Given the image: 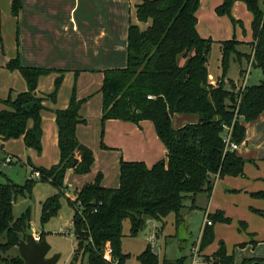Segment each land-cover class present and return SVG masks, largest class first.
Masks as SVG:
<instances>
[{"label":"trees","instance_id":"obj_1","mask_svg":"<svg viewBox=\"0 0 264 264\" xmlns=\"http://www.w3.org/2000/svg\"><path fill=\"white\" fill-rule=\"evenodd\" d=\"M235 1L222 0L215 13L230 16ZM241 1L252 16V40L248 43L251 51L249 54L238 51L236 46L241 42L234 38L218 41L221 74L214 82L208 81V54L214 41L201 36L197 29L200 0H139L136 4L138 21L148 25L140 29L130 24L126 65L102 71L100 145L105 147L102 140L105 121L119 119L137 124L150 120L166 155L150 167L143 161L121 159L118 187L103 186L99 172L92 182L77 191L74 200L66 197L74 208L72 232L76 251L86 258V264H125L129 257L121 251L125 219L130 223V236L136 235L148 219L158 223L160 231L170 213L174 214L177 228L183 221L185 200L191 202L189 209H196V197L204 194L209 199L216 179L244 176V159L235 150H224L221 133L224 127L231 126V139L240 144L245 132L243 123L264 115V5L260 0ZM21 6V0H11L13 16H17ZM230 55L239 62L245 57L252 68L259 69L262 73L259 83L234 92L235 83L226 76ZM7 68L20 71L27 89L13 99L8 96L2 100L5 108L0 110V138L6 141L22 137L25 146L39 150L41 114L45 107L44 97L37 96L35 91L39 77L53 69L23 66L18 55L8 61ZM245 71L241 70V75ZM63 72L58 71L55 91L48 95L52 100L63 80ZM84 101L76 99L73 93L65 108L54 111L59 151L56 164L33 168L38 177H29L23 184L11 180L0 183V237L4 238L0 242V264H24L18 250L14 255L8 254L25 238L30 225L28 209L13 217L16 198L30 195L39 181L56 187L57 193L41 204L40 219L44 223L60 209L66 171L71 169L79 175L90 171L93 152L76 136L77 125L86 123L79 112ZM176 113H194L198 120L175 128L171 117ZM0 152H3L2 144ZM4 158L0 157V162ZM255 195L264 198V191ZM206 216L211 224L203 226L202 251L214 240L213 224L227 221L220 211ZM106 248L110 251L109 259L105 256ZM204 257L208 264H233V256L226 252L222 242L212 255ZM136 258L139 264H185L186 260V256H181L160 263L149 244ZM251 261L244 259L241 264Z\"/></svg>","mask_w":264,"mask_h":264},{"label":"rangeland","instance_id":"obj_2","mask_svg":"<svg viewBox=\"0 0 264 264\" xmlns=\"http://www.w3.org/2000/svg\"><path fill=\"white\" fill-rule=\"evenodd\" d=\"M134 3L135 0H114L113 4L110 5L109 14L112 17L113 34L117 35L119 39H122L127 35L128 25L136 24L140 28L139 21L134 10ZM237 14L238 16L235 15V17L234 12L231 10L230 16L216 14L218 17L217 20L210 19L206 13L200 17L198 25L199 31L201 29L202 32H204V35L201 31L200 33L203 37H210L215 41V43H212L208 54V81L210 82L215 81L221 74V53L219 45L216 41H224L231 38L238 41L252 40L250 26L251 16L246 6L242 5V10L237 11ZM3 24L5 27L2 28L1 26L0 30V110L5 108V104L2 100L7 99L8 96L13 99L17 93L25 91L26 89V84L20 71L17 69L7 68V63L10 59L14 58L16 55H18L20 59L19 34L17 30L18 27L16 26L17 23L15 24L12 20L11 23L7 21L3 22ZM202 25L205 26V29ZM120 31L122 32V36L120 35ZM125 42L124 38L123 44H120L118 49L114 48L113 64H115V68H121L126 65L127 51ZM236 48H242L246 51H250L249 47L246 45H242L241 47L236 46ZM241 66L248 71L246 85H253L252 82L255 80L258 70L252 68L245 57H243L241 63H238L233 60V55H230L226 76L230 78L239 77V69ZM63 74V80L55 93V101L52 100V98H49L48 95L55 91V79L57 75L50 74L39 77L37 87L38 92L45 99L43 105L46 108L55 111V109H59L58 106L65 103L68 104L73 93H75L76 99H85L83 105L81 106L80 114L86 119V123L90 128H92L91 125L95 122L98 124V138L100 143L101 122L100 118L97 122L95 120L97 117L94 116L96 115L97 103L94 104L93 102L90 105V108L86 110V101L88 96H82L80 93V91L85 89L87 90L90 86L94 87V82L92 79H87L86 77H82L78 81V77L74 73L71 75H65L63 72ZM242 79H240V82ZM240 82L235 83V88H232L234 92L238 91V85ZM229 87L230 86L227 84V88ZM90 94L94 98L97 97V95L95 96V91H92ZM50 114V111H44L42 113V137L40 138L39 150L33 147L25 146L22 137L8 139L5 141L3 150L7 156L11 157L12 161L7 163L5 166L0 167V183H6L8 180H11L17 184H23L29 177L36 179L38 176L35 173L37 172H34L32 170L33 168H49L53 164L52 156L54 152L57 155V160H59L57 143L53 144L50 141H46L45 136L48 135V132L44 133L42 127V123H45L46 115L48 116ZM192 119H195V121L190 122ZM171 120L173 126L178 128L187 123H196L198 117L194 113H176L173 117H171ZM105 122L103 126V142L106 133ZM110 134L111 133L108 130L107 136ZM0 157H2V152H0ZM29 166L32 168L30 169ZM32 175L34 177H32ZM78 177L79 176H77V174L75 175L74 173L68 172L66 174L64 185H66L70 191L74 190L76 187H81V178ZM223 178L219 180V185L216 186L215 193L213 192V196L211 198L213 208L210 210V213L220 211L223 213V216L227 219V221H216L213 224L214 241L210 244V247L207 248V251L212 252L207 255H212L222 242L226 252L233 256V264H240L246 254L243 248L248 244H251V242L247 240V232L251 226L258 229V231H252L253 239L257 240V242L264 241V198H260L255 195V193L259 191H264V187L252 190H247L243 187H227V184L222 182ZM252 181L254 183L262 182L264 184V177L260 176L252 179ZM66 186L63 190L64 196L60 198V209L58 213L50 217L46 222L42 223L40 219L41 204L47 197L57 193L56 187L49 182L39 181L34 184L30 195H26L24 197L18 196L13 203L12 214L13 217L16 218L26 209L29 210L30 225L27 234L38 236L37 240H40V233H43V239L50 246L47 256H52L54 254L59 255L55 264H86V258H81V255L76 251V239L72 234V217L74 214V208L68 204L66 199L67 197L74 200L75 197H68L67 194L70 192L67 191ZM74 196H76L75 193ZM184 204L187 205L188 200H185ZM185 212L188 216L185 221L183 220V222L187 225L188 231L192 236L191 239H196L200 234L199 228L204 221L202 214L203 211L201 209H197L193 211L185 210ZM173 220L174 215L173 213H170L166 217V223L160 232L157 230L159 224L154 221V232L155 230L158 232V237L149 239L146 235L147 230L144 229H140L136 235L130 236V223L128 219H125L122 223L123 236L121 239L122 253L129 254L125 264H139L136 256L144 249L147 243L153 242V250L158 254L160 263L163 259L172 260L181 256H186L185 264H188L191 239L186 241L185 247L181 246V241L172 235ZM3 241L4 238L0 237V242ZM257 242H252V246L255 245V243L257 244ZM259 252H261L258 254L259 256L255 257H263L262 259H264V250H260ZM15 253H17V246L8 252L10 255H14Z\"/></svg>","mask_w":264,"mask_h":264},{"label":"crops","instance_id":"obj_3","mask_svg":"<svg viewBox=\"0 0 264 264\" xmlns=\"http://www.w3.org/2000/svg\"><path fill=\"white\" fill-rule=\"evenodd\" d=\"M113 1L114 0H21L22 6L18 11L17 16H13L11 13V0H0L2 28L5 27L3 22L8 21L11 23L13 20L15 24L17 23L20 63L23 66L53 69L52 72L46 75H58L57 71L62 70L65 75L76 74L78 81L82 77L92 79L94 87L90 86L87 90L79 91L82 96H88L86 110L90 108V105L93 102L94 104L97 103L96 115H94L97 117V119H95L97 122L101 116L100 104L102 105V96L99 92V88L103 78L102 71L109 68H115V64H113V51L114 48L118 49L120 44H123L124 38L126 41L125 45H127V35L124 36V38L119 39L117 35L113 34L112 17L109 14L110 5L113 4ZM262 1L264 2V0ZM138 2L139 0H135V12L136 4ZM221 2L222 0H200V6L197 10L196 16L197 29L201 36L204 35V32L200 29L202 35L199 31L198 25L200 17L206 13L210 19L217 20L218 17L215 14V7ZM263 2L262 4L264 5ZM242 5L246 6L241 0H236L233 3L231 10L234 12V16H238L237 11L242 10ZM139 25L140 28L143 29L148 25V22L141 23L139 21ZM202 26L205 29V26ZM120 35L122 36L121 31ZM216 42L218 43V41ZM240 42V45H238L239 47L246 45L251 51V47L248 44L250 41ZM241 49L242 48L238 49V51L242 53L250 52ZM233 60L237 61L236 59ZM242 60L243 58L240 62H237L241 63ZM254 69L258 70V73L255 80L252 82L253 85L259 83L262 78L261 71L256 68ZM241 70L245 69L242 66L240 67L239 77L227 78L234 83L240 82V79L243 78V75L240 76ZM244 81V85H246V78ZM92 91H95V96L97 95L96 98L92 97L90 94ZM35 92L37 96L42 97L38 92V87ZM44 101L45 99L42 101V104H44ZM66 106L67 103L58 106V108L62 109ZM44 111L51 112L50 115H46L45 123H42L44 133L48 132V135L45 136L46 141L56 144L57 128L55 124L54 110L45 107L42 113ZM194 121L195 119H192L190 122ZM105 123L106 133L103 142L105 147H102L99 143V127L96 122L91 125L92 128H90L87 123L78 124L76 127V136L79 142L90 148L94 156L90 171L82 175L77 174V176H79L78 178H81L80 183L82 186L85 183L92 182L95 179L96 174L100 172L102 174L101 184L103 186L109 188L118 187L119 161L121 159L126 161H143L148 167L161 159H165L166 149L157 137L154 126L150 120H141L136 124L130 121L109 119ZM243 125L245 127L244 137L240 142L236 153L244 159L243 169L245 176H223L224 178L222 177V182L226 183L227 187H243L247 190L263 188L264 184L262 182L254 183L252 179L260 176L264 177V115H260L253 121L245 122ZM108 130L111 134L107 136ZM4 143L5 141H2L0 138L3 152ZM3 152L2 157L4 158L7 154H5V152L3 154ZM52 159L53 164L58 162L55 152L53 153ZM2 166L5 165L0 162V167ZM29 168L31 169L32 167L29 166ZM68 172L73 173L71 169H68L66 174ZM32 177L34 176L32 175ZM219 180H221V178L216 179L209 199H207L204 194L198 195L195 199L198 208L193 210L204 208V210L201 209L203 211V218L207 213H210V210L213 208L211 198L213 192L215 193L216 186L219 185ZM81 187H76L74 190L70 191L66 186L67 191L71 193L67 194L68 197H75L74 193L76 194ZM190 203L191 202L188 200V204L183 210L184 221L188 216L185 210L193 211L188 208ZM172 225V235L173 237H177L175 217ZM184 226L187 233L190 234L185 222ZM144 230H146V228H144ZM252 231H258V229L252 226L249 228V231L247 232V240L251 242V244H248L243 248L246 254L242 261L244 259H251L252 261L248 264H264V260H261L263 257H255L259 256L258 254L261 253L259 252L260 250H264V241L257 242V240H254L252 237ZM191 237L190 234V239ZM193 240L191 239L190 245ZM254 241L257 242V244L255 243V245L252 246V242ZM208 247H210V244L203 249L205 256H210L207 254L212 252L207 251ZM154 253L158 256L155 251Z\"/></svg>","mask_w":264,"mask_h":264},{"label":"water","instance_id":"obj_4","mask_svg":"<svg viewBox=\"0 0 264 264\" xmlns=\"http://www.w3.org/2000/svg\"><path fill=\"white\" fill-rule=\"evenodd\" d=\"M74 162L76 163L77 159ZM144 228L146 225H142L141 229ZM177 238L181 241L182 247H185L186 241L190 239L183 221L177 227ZM49 249L50 246L44 239L36 240L33 234H26L25 239H20L17 244L18 254L24 264H55L59 255L47 256Z\"/></svg>","mask_w":264,"mask_h":264},{"label":"built area","instance_id":"obj_5","mask_svg":"<svg viewBox=\"0 0 264 264\" xmlns=\"http://www.w3.org/2000/svg\"><path fill=\"white\" fill-rule=\"evenodd\" d=\"M245 74L243 75V80L242 82L239 83L238 85V91L241 92L244 88V80L248 74V71H245L244 72ZM222 135V140H223V143H224V150H237L239 148V144L234 142L232 139H231V126L230 127H224V131L223 133H221ZM5 160L2 162L3 165H6L7 163L11 162L12 159L11 157L9 156H6L4 158ZM37 174L38 176V173H35ZM211 224V221L208 219L207 216L204 217V221H203V224L201 226V229H200V234L199 236L193 240V242L191 243L190 245V248H189V262L188 264H208L209 261H207L204 257V254H203V251L200 249V236H201V232H202V229H203V226L204 225H210ZM146 230H147V237L149 239L151 238H157V231L155 230L154 232V229H155V224H154V221L151 220V219H148L147 222H146ZM73 234V232H72ZM35 239L37 240L38 239V236H35ZM151 247V250L154 252L153 250V243H148ZM109 249L106 248L105 250V256L106 258H110V255H109Z\"/></svg>","mask_w":264,"mask_h":264}]
</instances>
